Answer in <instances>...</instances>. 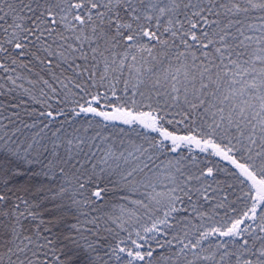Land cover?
I'll use <instances>...</instances> for the list:
<instances>
[{
    "label": "snow or ice",
    "instance_id": "obj_1",
    "mask_svg": "<svg viewBox=\"0 0 264 264\" xmlns=\"http://www.w3.org/2000/svg\"><path fill=\"white\" fill-rule=\"evenodd\" d=\"M0 264H264V0H0Z\"/></svg>",
    "mask_w": 264,
    "mask_h": 264
}]
</instances>
